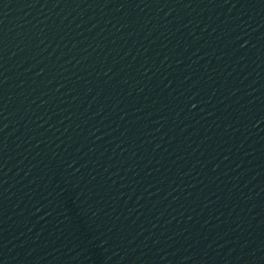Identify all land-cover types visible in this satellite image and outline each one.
<instances>
[{"label": "water", "instance_id": "1", "mask_svg": "<svg viewBox=\"0 0 264 264\" xmlns=\"http://www.w3.org/2000/svg\"><path fill=\"white\" fill-rule=\"evenodd\" d=\"M0 264H264V0H0Z\"/></svg>", "mask_w": 264, "mask_h": 264}]
</instances>
